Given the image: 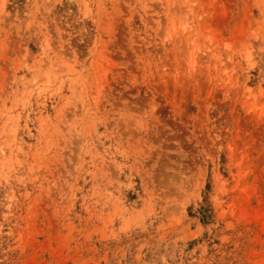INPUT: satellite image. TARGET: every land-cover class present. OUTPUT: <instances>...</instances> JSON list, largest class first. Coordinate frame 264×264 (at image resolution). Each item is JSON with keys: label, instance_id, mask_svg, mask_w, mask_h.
<instances>
[{"label": "rangeland", "instance_id": "obj_1", "mask_svg": "<svg viewBox=\"0 0 264 264\" xmlns=\"http://www.w3.org/2000/svg\"><path fill=\"white\" fill-rule=\"evenodd\" d=\"M262 220L264 0H0V264H264Z\"/></svg>", "mask_w": 264, "mask_h": 264}, {"label": "bare ground", "instance_id": "obj_2", "mask_svg": "<svg viewBox=\"0 0 264 264\" xmlns=\"http://www.w3.org/2000/svg\"><path fill=\"white\" fill-rule=\"evenodd\" d=\"M105 59H109L108 57ZM111 61V60H110ZM70 66V65H69ZM55 68V67H54ZM53 69V68H52ZM54 71V70H53ZM74 73V72H73ZM104 79V78H103ZM106 81V80H105ZM105 86V85H104ZM101 87V86H100ZM98 92V91H97ZM262 225L264 226V220H262Z\"/></svg>", "mask_w": 264, "mask_h": 264}]
</instances>
